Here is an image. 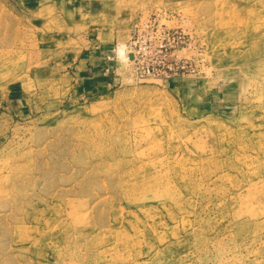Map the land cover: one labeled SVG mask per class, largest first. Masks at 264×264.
<instances>
[{"label": "rangeland", "instance_id": "374dc122", "mask_svg": "<svg viewBox=\"0 0 264 264\" xmlns=\"http://www.w3.org/2000/svg\"><path fill=\"white\" fill-rule=\"evenodd\" d=\"M69 1L0 0V264H264V0Z\"/></svg>", "mask_w": 264, "mask_h": 264}, {"label": "crops", "instance_id": "0c3cea01", "mask_svg": "<svg viewBox=\"0 0 264 264\" xmlns=\"http://www.w3.org/2000/svg\"><path fill=\"white\" fill-rule=\"evenodd\" d=\"M68 4L71 7L70 9H80L79 7L82 6L83 4H84V6H87L89 8H92L96 5L94 2H90V0H70L68 2ZM40 5L42 7L40 9L37 8L38 11L36 10L38 15H40V16L44 15L46 17H50L52 12L54 11L52 3L49 4L48 2H46V0H42V2H40ZM79 14H80V10H79ZM85 15L89 16V14H87V13ZM86 16H84V17H86Z\"/></svg>", "mask_w": 264, "mask_h": 264}, {"label": "built area", "instance_id": "2783aa9c", "mask_svg": "<svg viewBox=\"0 0 264 264\" xmlns=\"http://www.w3.org/2000/svg\"><path fill=\"white\" fill-rule=\"evenodd\" d=\"M156 33L161 37V40L163 39H172L174 40V31L171 32L169 30H165L163 28H160L157 26L156 28ZM135 47V46H134ZM134 47L131 49V52L130 53H127V57L130 59H133V60H136L137 59V51H135ZM149 69H147L148 71Z\"/></svg>", "mask_w": 264, "mask_h": 264}, {"label": "bare ground", "instance_id": "6f19581e", "mask_svg": "<svg viewBox=\"0 0 264 264\" xmlns=\"http://www.w3.org/2000/svg\"><path fill=\"white\" fill-rule=\"evenodd\" d=\"M261 36H262V35L260 34L259 37H261ZM262 37H263V36H262ZM254 44H255V43L252 42V45H254ZM122 50H123V49H122ZM122 50L119 51V56H122V52H123ZM122 58H124V56H123Z\"/></svg>", "mask_w": 264, "mask_h": 264}]
</instances>
